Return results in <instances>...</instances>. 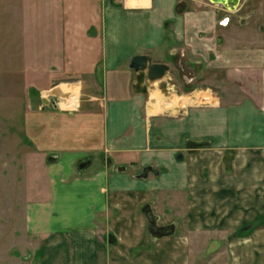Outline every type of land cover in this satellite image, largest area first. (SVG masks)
I'll use <instances>...</instances> for the list:
<instances>
[{
  "label": "crops",
  "instance_id": "crops-1",
  "mask_svg": "<svg viewBox=\"0 0 264 264\" xmlns=\"http://www.w3.org/2000/svg\"><path fill=\"white\" fill-rule=\"evenodd\" d=\"M12 1L0 21L42 40L21 84L88 92L74 108L41 100L57 126L36 142L23 221L6 225L8 264H264V0L258 23L242 0ZM141 54L168 71L138 93ZM145 205L171 234L149 231Z\"/></svg>",
  "mask_w": 264,
  "mask_h": 264
},
{
  "label": "rangeland",
  "instance_id": "rangeland-1",
  "mask_svg": "<svg viewBox=\"0 0 264 264\" xmlns=\"http://www.w3.org/2000/svg\"><path fill=\"white\" fill-rule=\"evenodd\" d=\"M242 1L244 7L239 13L241 15L248 13L250 19L258 23L259 0ZM13 3L16 4V9H23L22 1L13 0L11 4ZM18 4L21 5L18 6ZM13 5L8 6L6 2L3 9L5 8L6 11L8 7H14ZM1 12L5 13L2 10ZM14 21L17 20L12 18L10 22L7 19L0 21V264H8L7 239L9 231L6 229V225L23 221L24 202L31 200V198L24 197V194L30 192L31 188H35L43 175L45 168L43 154L35 151L36 144H40V142H36L44 133H47L49 138L44 136V140H52L50 131H54L57 126L53 123L55 121H51V110H40L42 106H45L41 103V98L47 99L49 95V98L51 97L49 99L50 106L53 101L61 102L58 107L60 105L64 109L74 108L79 103V98H86L88 92L87 87L63 86L64 92L69 91V95L66 96L67 101H64L63 96L65 95L62 93H59L58 96L51 92L39 94L40 88L43 87L42 84L35 85L28 81L29 86L21 84L22 68H25V71L29 68L32 56L30 52L41 54L42 40L40 37L29 38L27 30L20 29ZM68 82L71 85L75 83ZM58 110L61 111L60 108ZM40 124L42 125L40 126ZM59 136L61 135L59 134ZM59 136L56 134L53 139ZM71 140L72 137L66 139L70 142ZM75 140L74 138L73 141ZM48 156L52 157L54 154L48 153ZM99 163L100 160L94 157L91 168L96 167ZM162 205L166 206L164 202ZM163 210L166 209L163 208ZM248 231L249 229L245 228L240 233L246 234ZM207 258L206 263L196 261L195 264H230L225 253L222 256L209 255Z\"/></svg>",
  "mask_w": 264,
  "mask_h": 264
},
{
  "label": "water",
  "instance_id": "water-1",
  "mask_svg": "<svg viewBox=\"0 0 264 264\" xmlns=\"http://www.w3.org/2000/svg\"><path fill=\"white\" fill-rule=\"evenodd\" d=\"M211 2L220 3L226 9L234 10L238 7L241 0H210ZM129 67L135 72L134 89L138 93L146 91L145 80L154 82L162 79L168 71V66L165 63L153 62L150 56L141 54L132 57ZM43 103H47V99L41 98ZM88 161H81L78 166L83 168ZM147 221L149 231L157 236H166L173 232L172 225H158L155 216L150 207L145 205L142 209Z\"/></svg>",
  "mask_w": 264,
  "mask_h": 264
}]
</instances>
